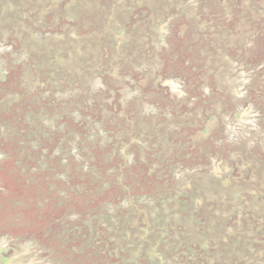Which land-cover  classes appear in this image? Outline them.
I'll return each instance as SVG.
<instances>
[{"label":"rangeland","instance_id":"374dc122","mask_svg":"<svg viewBox=\"0 0 264 264\" xmlns=\"http://www.w3.org/2000/svg\"><path fill=\"white\" fill-rule=\"evenodd\" d=\"M0 264H264V0H0Z\"/></svg>","mask_w":264,"mask_h":264}]
</instances>
